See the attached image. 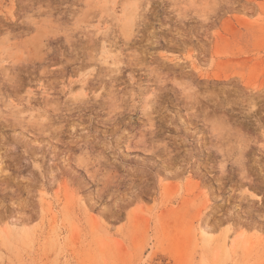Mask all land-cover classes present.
I'll use <instances>...</instances> for the list:
<instances>
[{"label":"rangeland","instance_id":"obj_1","mask_svg":"<svg viewBox=\"0 0 264 264\" xmlns=\"http://www.w3.org/2000/svg\"><path fill=\"white\" fill-rule=\"evenodd\" d=\"M0 264H264V0H0Z\"/></svg>","mask_w":264,"mask_h":264}]
</instances>
